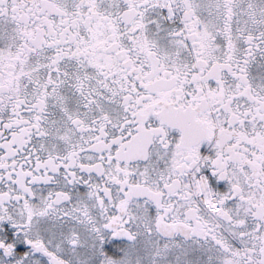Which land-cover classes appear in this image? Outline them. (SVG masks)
Segmentation results:
<instances>
[{
  "label": "snow or ice",
  "instance_id": "1",
  "mask_svg": "<svg viewBox=\"0 0 264 264\" xmlns=\"http://www.w3.org/2000/svg\"><path fill=\"white\" fill-rule=\"evenodd\" d=\"M0 264H264V0H0Z\"/></svg>",
  "mask_w": 264,
  "mask_h": 264
}]
</instances>
